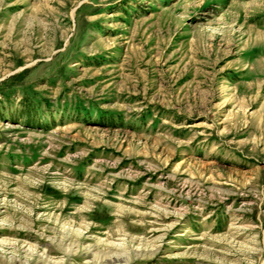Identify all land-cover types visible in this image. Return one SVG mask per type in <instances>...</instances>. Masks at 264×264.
<instances>
[{
    "label": "rangeland",
    "instance_id": "374dc122",
    "mask_svg": "<svg viewBox=\"0 0 264 264\" xmlns=\"http://www.w3.org/2000/svg\"><path fill=\"white\" fill-rule=\"evenodd\" d=\"M23 106L0 264H264V0H0Z\"/></svg>",
    "mask_w": 264,
    "mask_h": 264
},
{
    "label": "trees",
    "instance_id": "16d2710c",
    "mask_svg": "<svg viewBox=\"0 0 264 264\" xmlns=\"http://www.w3.org/2000/svg\"><path fill=\"white\" fill-rule=\"evenodd\" d=\"M49 104V103H46ZM25 105V104H24ZM50 110V106H46L45 108L39 110L40 112H47ZM0 112H2L1 114H3V116H1V118L5 119V117H7L9 120H17L19 123L23 124L26 127H30V128H35L38 126H43V124L38 123V119L34 117V114L29 111V109L25 106H23L22 109H18L16 110V114L13 115V113H11L9 116L4 115L5 112H8L7 110L4 109H0ZM85 112V111H84ZM101 120L103 121H109L112 122L113 124H115V120L112 117H100Z\"/></svg>",
    "mask_w": 264,
    "mask_h": 264
}]
</instances>
